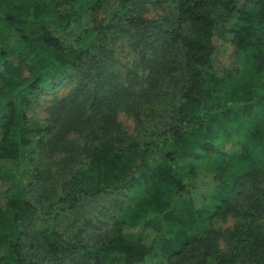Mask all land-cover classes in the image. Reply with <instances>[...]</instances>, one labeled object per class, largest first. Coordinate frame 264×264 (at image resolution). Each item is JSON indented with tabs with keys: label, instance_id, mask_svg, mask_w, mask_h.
<instances>
[{
	"label": "trees",
	"instance_id": "obj_1",
	"mask_svg": "<svg viewBox=\"0 0 264 264\" xmlns=\"http://www.w3.org/2000/svg\"><path fill=\"white\" fill-rule=\"evenodd\" d=\"M144 1L117 0L74 45L64 46L51 28L79 18L75 6L63 7L68 0H0V180L9 185L0 206V264H36L27 247L23 251L30 235V249L59 264H264V232H234L231 251L213 254L216 240L205 243L206 223L236 210L225 198L213 203L212 212L190 198L194 160L214 159L220 188L242 176L264 177V84L255 76L264 72V0H245L249 8L236 0H174L172 21L166 14L145 17ZM99 4L86 0L85 9ZM216 9L232 19V43L254 63L245 77L214 72ZM117 37L130 40L147 66L142 94L134 78L123 81L111 70ZM9 49L17 61L8 60ZM61 79L70 87L45 106L46 117L27 119L32 97ZM175 84L179 99L168 109L171 122L152 128L147 138L130 135L117 120L123 110L143 128L146 91L154 89L158 99ZM233 138L237 149L217 146ZM37 146L50 156L65 153L58 164L69 171L39 173L38 189L52 191L42 209L26 197L27 164ZM132 188L140 193L130 205L116 209L114 200L105 202ZM257 195L248 210L264 218V184ZM59 220L80 222L79 235L66 236ZM96 231L99 246L88 241ZM109 253L118 262L100 258Z\"/></svg>",
	"mask_w": 264,
	"mask_h": 264
},
{
	"label": "rangeland",
	"instance_id": "obj_2",
	"mask_svg": "<svg viewBox=\"0 0 264 264\" xmlns=\"http://www.w3.org/2000/svg\"><path fill=\"white\" fill-rule=\"evenodd\" d=\"M116 1L117 0H100L97 9L89 10L85 9L86 0H68L63 7L72 8V6H75L78 11H80L79 18L72 22L68 27L56 26L52 27L51 31L60 39L64 46L74 45L80 34L92 24L98 22ZM173 1L174 0H146L142 5V7H144L143 14L145 17H158L166 14L169 20L172 21L173 17L171 16V13L174 8ZM245 2V0H236L238 7L245 6L249 8L250 4L248 5ZM211 17L214 20L211 43L213 46L212 58L215 74L218 76H227V79L231 80L237 75H240V78H242L247 74H251L254 67L252 59L247 53L237 50L232 43L231 34L228 31L232 19L226 17L219 9L212 10ZM13 53V50L9 49L7 58L8 60L15 62L17 60ZM145 56H152V54L148 52ZM140 57L141 55H138L137 51L132 48L130 40H127L126 37L115 38L111 70L113 73L119 74L123 81L125 79L134 78L132 79L133 82H136L134 88L135 90H140L142 94L146 90V86L145 83L139 81L145 76L147 66L140 60ZM27 73L26 67L22 66L20 78L26 77ZM255 76H258V81L261 84H264V72ZM177 86L178 84L169 86L165 91H162V96L158 95V99H154L152 96V93L155 92L154 89L146 91L144 95V98L146 99H144L141 104V111L146 115L145 117L143 115V122L141 124V127L143 128L140 129L139 127H136L134 117L123 110L117 111V120L121 122L124 129L130 135L138 136L141 139L147 138L151 130L162 124L164 125L165 122H171V118H169L167 114L169 107L174 104L172 100L177 101L179 99ZM69 87L70 84L61 79L60 81H56L54 87L47 86L46 91L44 90V92L33 96L29 105L24 110L26 118L29 120H43L47 115L45 106L50 103L54 96L61 97L64 95ZM134 94L138 96L140 95V92ZM158 94H161V91H158ZM163 100L166 102H163ZM158 113H160L163 118L157 117ZM12 136L13 133L11 134V137ZM241 137L242 135L240 133L235 140L240 142ZM67 138H72V135L69 134ZM217 146L223 150L238 148L237 143H234V138L222 140ZM37 149L38 146L32 154L31 161L27 164V177L31 183L26 190V197L37 208L42 209L45 206L46 199L51 195L52 191L49 187L38 189V187H41L40 184L42 181L39 173L48 170L49 172L57 171L58 175H62L69 171L68 167H62V165L58 164V161H61V158L65 153L50 156L46 152V149L41 148L40 151ZM27 151L25 152V155ZM29 155H31L30 151L28 152V156ZM193 164L195 167V187L190 194V198L194 206L197 208H210V212H212L214 209V206H212L213 203L219 201L220 198H225L227 203L236 210L235 212H229L225 215H216L206 223L208 228L205 231V243L207 242L210 244L213 239L216 240L215 248L212 252L213 254H218L220 251H222L221 253L226 254L231 251L235 236L233 235L234 232H264L263 216L254 213V210L251 212L248 210L252 207V195H254L255 198H258L257 189L263 186L264 177L254 178L250 176L243 178L242 176L236 179V182L232 185L220 188L218 186V181L216 180L215 161L213 158L194 160ZM8 187V182L0 180V206L4 203L5 191ZM139 193L140 191L137 188H132L131 190L127 189L120 192L117 196L106 198L105 202L107 203L108 201V205H110L113 204L114 200L116 203V209L119 207L124 208L134 202L139 196ZM87 215L89 214L82 213L80 217L84 218L87 217ZM62 222L63 221L59 220V224ZM62 224L63 225L60 229L66 236L77 237L79 235L77 232L80 222L73 226H66L65 223ZM28 232L29 234H34V227H30ZM30 237L31 235L27 236L24 239L25 243H23L25 246L23 251L25 252L27 249L30 251L29 253H26V256L30 260L34 261L36 264H59L56 257L46 256L44 253H37L34 248L30 249L28 246ZM91 237L92 239H89L88 241L92 245L99 246V241H103L102 238L99 239L97 231L96 233H92ZM201 248L202 247H200V249ZM1 254L2 252L0 251V255ZM101 257L111 263H116L119 260L118 257L112 253L105 255L100 254V258ZM87 261L90 263L93 261L92 254L87 257Z\"/></svg>",
	"mask_w": 264,
	"mask_h": 264
}]
</instances>
